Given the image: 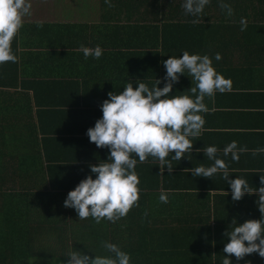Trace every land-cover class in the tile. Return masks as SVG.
Returning a JSON list of instances; mask_svg holds the SVG:
<instances>
[{"label": "crops", "instance_id": "0c3cea01", "mask_svg": "<svg viewBox=\"0 0 264 264\" xmlns=\"http://www.w3.org/2000/svg\"><path fill=\"white\" fill-rule=\"evenodd\" d=\"M30 2L31 15L24 18L11 43L16 60L0 64V85L16 84L14 88H6L19 95L28 94H21L20 98L34 103L32 111L42 137L45 162L63 170L68 179L79 182L89 174V164L107 159V147L97 148L86 135V130L102 115L99 106L107 93L122 91L123 83L129 79H145L151 84L165 74L163 63L156 74L152 64L140 57L141 48L135 45L137 37L134 42L133 33H120L132 31V25L144 22L145 13V22L149 21L154 16V5L146 0H110V5L105 0ZM157 4L162 7L163 22L171 16L174 21L185 20L181 0H159ZM230 4L233 13L227 16L237 23L244 18L247 26L248 16L255 14L253 7L264 9L263 0H231ZM204 10L215 18L219 13L216 0H210ZM213 36L216 34L206 33L205 39ZM226 37V46L210 40L209 44L198 42L172 53L179 56L187 50L190 54H207L213 58L215 69L231 79V90L205 97L208 111L202 114L205 124L201 135L193 140L190 160L172 161L171 175L166 169L160 174V161L154 157L137 162L139 180L143 176L157 178L155 182L151 179L142 185L140 182V193H151L148 190L154 187L161 188L166 195L176 190L173 195L230 197V188L220 174L212 178L192 177L188 170L201 163L211 164L196 149L213 144L225 160L231 179L242 176L250 186H260L264 154L253 156L251 150L264 146V33H227ZM81 45L90 48L99 45L103 54L99 59H85ZM215 53H220L221 60L214 59ZM191 86L190 78L181 75L173 93ZM233 140L249 150L240 154L238 161H233L230 155L223 157L224 146Z\"/></svg>", "mask_w": 264, "mask_h": 264}, {"label": "trees", "instance_id": "16d2710c", "mask_svg": "<svg viewBox=\"0 0 264 264\" xmlns=\"http://www.w3.org/2000/svg\"><path fill=\"white\" fill-rule=\"evenodd\" d=\"M157 1L146 0L154 5L149 21L145 22V13L144 22L132 25V31L120 32L133 33L134 42L137 37L140 57L152 64L156 74L164 59L184 47L209 44L210 40L226 46L227 33H264L262 6L253 7L254 15L247 14L250 21L241 31V24L226 15L218 0L215 18L205 10L198 18L192 17L183 9L185 20L174 21L171 16L164 22ZM224 2L231 5V0ZM206 33L216 36L206 40ZM13 85H0V264H33V259H56L63 264L64 255L74 248L101 254L100 242L105 240L129 253L130 264H222L228 255L223 253L227 242L223 233L232 220L259 219L256 195L234 202L223 195L177 196L172 194L175 190L168 191L167 203H161V188L153 187L148 190L151 193H139L134 206L115 222L102 219L96 223L91 217L79 220L73 209L63 205L78 181L45 162L34 103L21 100L20 95L27 93L19 95L6 88L16 87ZM150 179L157 180L143 176L139 181L142 185ZM230 258L233 264H245V260L264 264L255 253L239 262Z\"/></svg>", "mask_w": 264, "mask_h": 264}, {"label": "clouds", "instance_id": "9594fccd", "mask_svg": "<svg viewBox=\"0 0 264 264\" xmlns=\"http://www.w3.org/2000/svg\"><path fill=\"white\" fill-rule=\"evenodd\" d=\"M218 2L226 15L231 16V6L224 0ZM105 3L110 5V0ZM209 3L210 0H183L182 7L186 15L198 18ZM31 7L30 0H0V64L15 62L11 43L23 26L24 18L31 15ZM240 24L241 31L245 30L244 18ZM37 26L42 27V24ZM81 51L85 59H99L103 54L99 45L91 48L81 45ZM221 58L220 53H215L216 61ZM212 60L207 54H190L184 50L179 56L169 55L162 61L165 74L154 83L129 79L123 83L122 91L108 92L99 106L102 115L86 130L89 142H94L97 148L107 147V159L88 165L89 174L68 191L64 207L73 209L79 220L91 217L96 223L102 219L115 222L139 199L138 161L142 163L149 156L154 157L160 161V174L166 169L171 175L172 161L190 160L193 140L201 135L205 124L202 116L208 111L205 97L231 90V79L219 73ZM181 75L189 77L192 86L173 93ZM161 84L163 86L158 87ZM218 151L214 144L197 148L196 152H203L211 164L201 163L188 169L192 177L212 178L220 174L230 188L232 201H239L246 194H256L254 204L260 213L259 219H247L243 223L232 220L223 233L227 238L223 253L228 255H224L222 264H233L231 256L239 262L253 253L264 259V175H259L258 187L250 186L242 176L231 179L228 166ZM246 151L249 150L238 146L235 140L222 150L223 157L230 155L233 161H238L240 154ZM251 154H264V146L251 150ZM159 200L167 203L168 197L162 192ZM100 246L101 254L87 248V251L74 248L64 255L67 259L63 264H130V254L117 244L105 240ZM245 264L251 261L245 260Z\"/></svg>", "mask_w": 264, "mask_h": 264}, {"label": "rangeland", "instance_id": "374dc122", "mask_svg": "<svg viewBox=\"0 0 264 264\" xmlns=\"http://www.w3.org/2000/svg\"><path fill=\"white\" fill-rule=\"evenodd\" d=\"M33 264H58L56 259H33Z\"/></svg>", "mask_w": 264, "mask_h": 264}]
</instances>
